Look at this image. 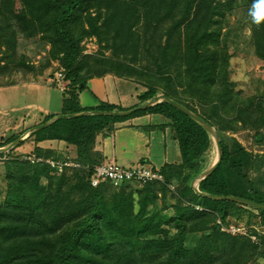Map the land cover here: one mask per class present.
Masks as SVG:
<instances>
[{"label": "trees", "instance_id": "16d2710c", "mask_svg": "<svg viewBox=\"0 0 264 264\" xmlns=\"http://www.w3.org/2000/svg\"><path fill=\"white\" fill-rule=\"evenodd\" d=\"M226 3L0 0V86L15 83L8 75L35 76L56 61L68 81L63 114H70L119 109L78 104L77 91L92 77L113 74L139 81L146 88L139 95L141 103L160 93L215 129L219 156L198 181L199 191L264 205V180L252 175L264 154H252L233 136L240 129L257 133L264 127V101L243 96L230 80L233 53L221 36ZM253 3L246 0L248 13ZM249 19L254 54L264 61V23ZM86 38H95L109 54L84 53ZM21 41L32 43L28 49L33 54L44 48L41 61L34 64L27 53H18ZM138 58L145 61L136 62ZM145 113L170 120L181 161L160 167L162 180L91 185L93 168L103 161L94 149L97 134L108 133L118 120ZM15 138L1 139L0 147ZM42 139L73 145L75 157L37 146L21 155L15 148L23 141L0 153V264H264V234L250 230L257 239L253 244L248 234L227 229L229 219L241 215L257 217L264 225V210L193 191L191 182L206 166L212 139L168 102L126 116L61 118L33 133L35 142ZM45 160L79 165L59 169Z\"/></svg>", "mask_w": 264, "mask_h": 264}, {"label": "crops", "instance_id": "0c3cea01", "mask_svg": "<svg viewBox=\"0 0 264 264\" xmlns=\"http://www.w3.org/2000/svg\"><path fill=\"white\" fill-rule=\"evenodd\" d=\"M57 70L63 74L62 67ZM54 73L55 71L50 75L47 67L42 73L35 76L32 73H27L23 78L20 74L22 80L7 85L11 88L18 87L23 94L30 97L24 105L11 107V111L1 104V101L2 103H7V101L0 94V140L6 139L8 136H22L23 144L15 148L19 154L29 153L33 147L37 146L42 149H54L63 155L68 154L69 158L75 157V147L62 140L42 139L38 142L33 140L34 132L49 127L61 119H57L46 127L36 129L40 124L63 114L64 99L69 97L66 93L68 81L64 80V77L58 81L51 80L50 76H53ZM4 87L6 86H0V91ZM51 91H56L59 95L58 101L54 105L49 103L52 98ZM145 91L144 84L139 81L105 74L101 77L88 79L85 87L77 91V101L81 107L88 109L107 104L119 108L113 109V111L131 110L143 104L139 100V95ZM160 97L162 96L159 93L155 99H160ZM30 110L32 112H29ZM90 111L106 110H87L86 112ZM88 115L100 114L81 116ZM211 146L214 150L213 141ZM94 149L103 157V161L98 165L115 163L122 167H130L144 163L159 170L165 163H178L181 160L170 120L157 113L135 115L114 122L111 131L106 134H97Z\"/></svg>", "mask_w": 264, "mask_h": 264}, {"label": "rangeland", "instance_id": "374dc122", "mask_svg": "<svg viewBox=\"0 0 264 264\" xmlns=\"http://www.w3.org/2000/svg\"><path fill=\"white\" fill-rule=\"evenodd\" d=\"M223 1V0H222ZM246 0H227L226 3V18L227 21L224 24L222 29V37L224 36V44L229 46L230 52L233 53L230 59V80L234 81L236 84L237 89H241L243 96H253L257 100L264 101V61L258 59L253 51V45L251 42V23L249 19L248 9L244 7ZM17 52L19 53L21 50L27 53V55L31 58V60L36 64L41 61V56L44 52V48L40 49L38 47L37 52L35 54L29 48L32 43L30 41L19 42ZM81 45L83 46L84 53H95L98 50L104 51V55H108L109 51L107 49L99 48L98 44L95 41V38H86L82 41ZM37 46V45H36ZM27 47V48H25ZM31 52V55L28 54ZM139 55H143L140 53ZM139 57V56H138ZM145 59L138 58L136 62H144ZM61 66L55 61L50 64L48 67V72L51 75L54 71L57 72ZM21 73H17L10 76L11 80L20 81L23 78L20 76ZM53 77V76H50ZM27 78V77H26ZM1 96L6 99L7 103L4 102L3 104L6 109L12 110L11 107L13 106H21L24 105L30 97L22 93V91L16 87H4L0 91ZM52 98L49 100L51 105H54L55 102L58 101V93L56 91H51ZM113 111V110H107ZM29 112H32L30 110ZM264 135V127L261 128L257 133L252 130L247 129H240L236 133H233V136L244 146L248 151L252 152V154H264V142L262 141V136ZM257 141V142H255ZM7 145V144H6ZM5 145V146H6ZM26 147V146H25ZM7 152H3L7 154ZM22 153V152H20ZM28 154V152L26 153ZM21 154V155H26ZM214 156L213 146L211 150H209L208 154L206 155V165L212 161ZM28 157V156H27ZM26 157V158H27ZM0 159H4V157H0ZM2 160H0V200L2 199L1 190L4 188L3 182V164H1ZM181 161V160H180ZM179 163V162H178ZM258 169V171L253 170L252 175L253 177L262 176V180H264V162L263 163H256L254 165ZM205 170V169H204ZM261 173H260V172ZM260 173V175L258 174ZM169 209V208H168ZM228 230L232 233L238 234H248L249 239L251 241L257 242L256 236L253 235L251 231L253 228L264 234V225L260 223V220L255 217L253 218L246 217V216H239L233 217L231 220L228 221ZM226 229V228H224ZM251 230V231H250ZM264 236V235H263ZM258 245V244H257ZM258 262H261L259 258L256 259Z\"/></svg>", "mask_w": 264, "mask_h": 264}, {"label": "water", "instance_id": "95a60500", "mask_svg": "<svg viewBox=\"0 0 264 264\" xmlns=\"http://www.w3.org/2000/svg\"><path fill=\"white\" fill-rule=\"evenodd\" d=\"M160 101H166L169 104H171L172 106H174L175 108H177L178 110H180L181 112H183L185 115H187L188 117H190L191 119H193L195 122H197L201 127H203L208 134L210 135L213 143H214V156L212 159L211 164L205 169L203 170L192 182H191V188L193 189V191L198 194V195H202L205 197H209L212 199H217V200H230V201H235V202H239L248 206H251L253 208L256 209H261L264 210V205L263 204H259L256 203L254 201L245 199V198H241L238 196H234V195H227V196H222V195H213V194H208V193H204L198 190L197 188V183L200 179H202L214 166V164L216 163L218 156H219V143H218V138L216 135V131L215 129L210 126L209 124H207L201 117H199L196 113L192 112L191 110L187 109L185 106L177 103L176 101L170 99L167 96H162L160 97V99H153V100H149L139 106H136L135 108L131 109V110H123V111H90V112H79V113H71V114H60L55 116L54 118L44 122L43 124H40L39 126L36 127V129L39 128H43L48 126L49 124H51L52 122L56 121L59 118H72V117H77V116H81V115H86V114H100V115H115V116H123V115H127L135 110H142V109H146L154 104H156L157 102ZM21 137L19 136L16 139H14L13 141H11L10 143H8L6 146L0 147V153L2 152H7L9 151L11 148H13L16 144H18L21 141Z\"/></svg>", "mask_w": 264, "mask_h": 264}, {"label": "built area", "instance_id": "2783aa9c", "mask_svg": "<svg viewBox=\"0 0 264 264\" xmlns=\"http://www.w3.org/2000/svg\"><path fill=\"white\" fill-rule=\"evenodd\" d=\"M51 78V80L58 81L63 78V74L61 71H57ZM27 158L31 159V161H34V158L32 157ZM45 162L52 166L57 165L59 169L62 166L79 165L71 161L55 162L53 160H46ZM93 170L94 172L90 181L91 185L93 186H96L103 181H110L113 185H118L131 181L142 184L151 180H162V176L157 168L144 163H138L130 167H122L115 163H106L94 166Z\"/></svg>", "mask_w": 264, "mask_h": 264}, {"label": "clouds", "instance_id": "9594fccd", "mask_svg": "<svg viewBox=\"0 0 264 264\" xmlns=\"http://www.w3.org/2000/svg\"><path fill=\"white\" fill-rule=\"evenodd\" d=\"M249 16L254 24L264 23V0H254L249 10Z\"/></svg>", "mask_w": 264, "mask_h": 264}]
</instances>
